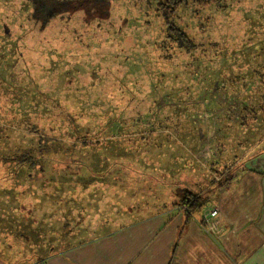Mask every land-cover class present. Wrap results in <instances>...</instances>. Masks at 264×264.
I'll return each mask as SVG.
<instances>
[{
	"label": "rangeland",
	"instance_id": "374dc122",
	"mask_svg": "<svg viewBox=\"0 0 264 264\" xmlns=\"http://www.w3.org/2000/svg\"><path fill=\"white\" fill-rule=\"evenodd\" d=\"M91 2L83 0V7L75 5L73 10L46 20L32 0H0V111L11 102L23 103L30 117L39 112L37 103L50 109L57 106L56 102L79 106L82 117L85 114V127L100 132L102 122L110 118L109 122L117 126V140L133 138L137 146L128 148L133 152L142 149L143 160L167 166L172 163L167 156L176 155L173 180L166 179L165 185L157 183L164 187L156 188L141 175L135 177H141L139 180H129L133 164L118 159L128 172L115 182L118 187L111 185V179L109 188L96 180V188L101 187L96 194H78L83 199L84 212L73 218L82 226L81 231L85 228L78 240L132 226L164 203L170 211H182L179 206L171 207L182 195L174 194L175 186L170 182L202 192L210 203L207 207L217 210L214 237H219L220 214L217 207L211 206L214 197L210 185L214 187L233 175L244 160L264 149L259 112L241 120L239 103L241 96L252 90H244L245 86L259 88L260 81L252 82L253 79L261 75L264 83V0H226L206 8L198 7L194 0H185L172 23L192 40L189 51L179 49L168 38L164 16L152 0ZM53 110L49 111L51 116ZM5 115L0 112L2 124H6L2 121ZM240 121L243 126L238 125ZM99 132L88 134L85 143L100 137ZM120 145L127 148L130 143L123 141ZM160 149L166 150V158L161 161L157 160ZM94 152L87 147L80 154L85 157ZM187 163L192 164L183 168ZM224 163L211 182L210 168L220 171ZM152 164L142 167L143 175L150 172L148 166ZM184 172H188L187 178ZM5 174L6 164L0 159V188L8 181ZM4 202L0 197V222L5 215ZM42 207L53 209L49 203ZM203 208L200 215L194 216L205 233ZM35 213L37 216L39 210ZM56 220H62L61 216L45 217L33 228L51 241L59 232ZM102 220L105 223L100 227ZM6 239L11 240L14 254H18L14 249H27L23 237L11 235ZM10 251L4 252L0 244L1 255L7 256ZM13 258L5 261L24 263L19 255Z\"/></svg>",
	"mask_w": 264,
	"mask_h": 264
},
{
	"label": "trees",
	"instance_id": "16d2710c",
	"mask_svg": "<svg viewBox=\"0 0 264 264\" xmlns=\"http://www.w3.org/2000/svg\"><path fill=\"white\" fill-rule=\"evenodd\" d=\"M91 1H93L91 2V5H93L102 3L104 0ZM152 1L156 3L158 11L164 16L169 32L168 38L176 42L179 49L189 51L190 47H193L192 40L172 23V18L179 7L185 4V0ZM224 1L226 0H194L200 8L219 6ZM82 2L83 0H32V3L37 8L42 9L46 20L53 19L57 14L73 10L75 5L83 7ZM251 91H246L247 93L240 98L241 120L246 119L248 114L259 112V125L262 127L264 126V89H256L252 91V94L250 93ZM11 103L8 104L9 106L5 110L0 111L2 114H6L2 120L6 124L0 122V159L6 164L5 180H8L4 183L5 186L0 188V197L5 201L3 203L5 215L0 222V244L4 252L11 250L6 253L7 256L0 254V259L12 260L14 259L13 257L19 255L20 259L24 260L23 264H32V262L40 264L50 256L97 237L113 233L117 228L113 231L110 230V224L108 223L109 231L91 234L94 237L78 240L85 229L83 228L81 231L79 228L82 226L75 223L76 220L73 218L76 213L84 212L83 199L78 194H96L101 189V187L97 189L94 185L96 180L108 188L111 182L109 179L112 180L113 184L111 185L113 187H118L115 182L127 176L128 172L133 175L129 180H139L141 177H135L141 175L144 177L142 179L149 182V186L154 184L155 188L157 185H165L166 179L173 180L172 165L174 162L176 163V155L174 153L167 156V161H170V158L172 159V163L167 166L159 165L158 162L152 159L143 160L142 149L136 148L134 152L131 150L137 146L133 138L123 140L125 144L127 142L130 143L127 148L120 145L123 141L117 140L118 136L115 135L117 126L109 122L110 118L106 123L105 121L102 122L104 125L102 124L103 126L100 127L99 132V130L93 131V129L85 127V114H83L84 121L81 122L83 117L79 106L62 105L56 102L57 106L53 108L55 113L51 116L49 111L54 112L53 109L41 108L42 105L37 103L36 110L39 112L30 117L27 109L23 108V103ZM18 105L22 107L18 109ZM111 108L116 109L115 105H111ZM29 110L31 113L30 107ZM238 125L243 126L244 124L240 121ZM136 129H138L136 131L142 133L141 128L136 127ZM91 132H99L100 137L97 136L93 141L85 143L87 135ZM130 133L134 134V132ZM203 139L200 137L201 141ZM129 146L131 149L128 148ZM87 147L95 149V152L83 157L80 151ZM160 150L157 154H161V157L157 158V160L160 159L161 161L166 158L164 155L166 150H162V152ZM85 159L90 161V163L88 161L85 162ZM118 159H123L126 163L133 164V168L127 172V169H124V164L117 162ZM111 163L113 164V169H111ZM151 163L153 164L148 166L150 172L148 171L143 175L142 167ZM191 164L187 163L183 168ZM136 166L138 168H134ZM224 167L225 165H222L220 171L214 168H211V170L218 174ZM194 168L196 170L195 166ZM225 171H228L227 167ZM183 175L187 178L188 172H184ZM211 175L210 179L212 182L215 174L211 173ZM5 180L3 179V181ZM228 180L229 178L223 179L214 188L221 189ZM161 182L163 184H157ZM125 183L127 182L125 181ZM170 183L175 186L174 194L182 195L179 200L171 204V207L179 206L183 208V222L176 236L174 243L176 244L189 222L193 219V216L205 206V199L200 191L179 188L178 183ZM138 189L140 188L138 187ZM151 190L149 189L148 191ZM47 203L53 209L46 210L42 207V205ZM163 207H165V203ZM37 210H39V213L36 216L35 211ZM133 210L131 213H133ZM53 215L61 216L62 220H56V223L59 224V232L56 236H52L50 241V239L46 240L45 235L39 233L37 228H33V224L38 223L40 225L42 219ZM79 217L77 216V219ZM104 223V220H102L100 227ZM53 225L54 223H52ZM67 232H70V234L66 235ZM11 235H14L16 239L23 237L27 249L22 251L14 249L13 251H18V254L12 253V242L6 239L7 236ZM174 244L173 247H175ZM37 250H40L39 254L36 252ZM15 259L19 260V258Z\"/></svg>",
	"mask_w": 264,
	"mask_h": 264
},
{
	"label": "crops",
	"instance_id": "0c3cea01",
	"mask_svg": "<svg viewBox=\"0 0 264 264\" xmlns=\"http://www.w3.org/2000/svg\"><path fill=\"white\" fill-rule=\"evenodd\" d=\"M260 76L252 82L259 80L257 89H264ZM248 88L254 86L244 90ZM220 162L213 164L219 166ZM227 178L221 189L210 188L211 206L220 214L219 237L202 232L195 218L199 211L174 244L183 214L162 207L132 226L50 256L40 264H264V149L244 160ZM209 204L208 200L204 203L205 207ZM0 264L14 263L0 259Z\"/></svg>",
	"mask_w": 264,
	"mask_h": 264
},
{
	"label": "built area",
	"instance_id": "2783aa9c",
	"mask_svg": "<svg viewBox=\"0 0 264 264\" xmlns=\"http://www.w3.org/2000/svg\"><path fill=\"white\" fill-rule=\"evenodd\" d=\"M183 209L182 207H179ZM204 212H203V230L208 236H216V231H217V225H216V214L217 210L215 208H209V207H204ZM203 211V210H202Z\"/></svg>",
	"mask_w": 264,
	"mask_h": 264
}]
</instances>
